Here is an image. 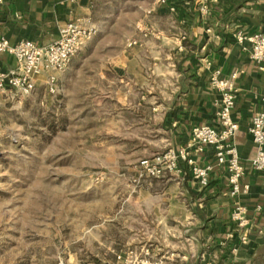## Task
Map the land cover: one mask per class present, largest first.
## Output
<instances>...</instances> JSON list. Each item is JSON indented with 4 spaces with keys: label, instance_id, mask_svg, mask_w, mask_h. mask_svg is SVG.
<instances>
[{
    "label": "crops",
    "instance_id": "crops-1",
    "mask_svg": "<svg viewBox=\"0 0 264 264\" xmlns=\"http://www.w3.org/2000/svg\"><path fill=\"white\" fill-rule=\"evenodd\" d=\"M71 20L92 29L91 37L100 36L93 46L106 53L96 61L105 70L99 77L115 84L120 114L133 119L124 123L138 132L131 152L138 158L188 146L198 165L214 164L209 146L190 147V130L216 124L219 93L211 87V72L217 69L225 78L236 68L243 71L235 82L232 118L239 124L234 143L245 165L242 183L249 187L238 197L248 220L245 243V228L231 220L235 199L224 169L214 166L201 188L183 163L177 176L165 172L158 178H140L135 166L121 174L136 186L121 190L125 202L103 221L104 245L92 254L93 264H118L115 253L126 247L148 248L169 264H264V173L249 165L256 148L248 133L264 95V71L249 57L250 41L234 37L237 31L264 35V0H0V36L9 44L50 43ZM15 63L0 52V72ZM68 66L56 73L57 83ZM45 77L36 76L35 88L46 86ZM18 97L0 94V111Z\"/></svg>",
    "mask_w": 264,
    "mask_h": 264
},
{
    "label": "rangeland",
    "instance_id": "rangeland-1",
    "mask_svg": "<svg viewBox=\"0 0 264 264\" xmlns=\"http://www.w3.org/2000/svg\"><path fill=\"white\" fill-rule=\"evenodd\" d=\"M99 38L71 57L54 94L39 86L0 111V264H93L103 221L136 186L121 174L144 159L131 154L138 132L99 77Z\"/></svg>",
    "mask_w": 264,
    "mask_h": 264
},
{
    "label": "built area",
    "instance_id": "built-area-1",
    "mask_svg": "<svg viewBox=\"0 0 264 264\" xmlns=\"http://www.w3.org/2000/svg\"><path fill=\"white\" fill-rule=\"evenodd\" d=\"M165 2L166 0H158ZM203 13L206 6H200ZM93 30L86 27L82 21L71 20L58 27L57 38L47 44H36L30 39H22L15 44H9L0 36V52L8 53L15 58L14 68L0 72V94L11 92L20 97L28 96L36 84V76L46 75L45 85L52 94L56 91V73L63 71L71 57L78 53L83 44L91 37ZM235 39L242 43L245 39L250 41L249 57L260 65L264 71V35L254 33L246 37L241 31L234 34ZM211 87L219 93L215 113L216 124H197L190 130L191 146L194 151L209 146L214 156V164L198 165L192 157V150L187 147L172 148L157 153L150 158L138 162V176L158 178L163 173L177 176L182 172L181 163L188 167L192 177L196 179L199 187L208 185L209 176L214 166H218L227 173L228 194L235 199L231 220L239 227L245 228L240 240L245 243L248 235V220L246 208L238 197L248 191V185L242 183L245 165L241 161L234 138L239 130V124L232 118V109L236 102L235 82L242 75L239 68L234 69L227 77L220 78L219 70L211 72ZM260 109L249 120L248 133L256 148L255 155L249 159L250 167L264 173V95L260 97ZM260 211L259 206L256 207ZM118 264H169L163 257H158L148 248L139 249L126 247L115 253ZM56 264H65L59 260Z\"/></svg>",
    "mask_w": 264,
    "mask_h": 264
}]
</instances>
